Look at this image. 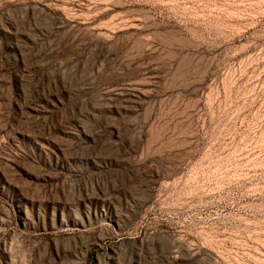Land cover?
<instances>
[{
  "label": "rangeland",
  "instance_id": "rangeland-1",
  "mask_svg": "<svg viewBox=\"0 0 264 264\" xmlns=\"http://www.w3.org/2000/svg\"><path fill=\"white\" fill-rule=\"evenodd\" d=\"M0 264H264V0H0Z\"/></svg>",
  "mask_w": 264,
  "mask_h": 264
}]
</instances>
